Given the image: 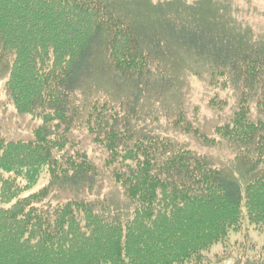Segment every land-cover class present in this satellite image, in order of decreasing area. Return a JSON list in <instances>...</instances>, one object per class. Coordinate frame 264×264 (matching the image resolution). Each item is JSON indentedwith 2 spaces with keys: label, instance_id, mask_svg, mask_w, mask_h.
Masks as SVG:
<instances>
[{
  "label": "trees",
  "instance_id": "obj_1",
  "mask_svg": "<svg viewBox=\"0 0 264 264\" xmlns=\"http://www.w3.org/2000/svg\"><path fill=\"white\" fill-rule=\"evenodd\" d=\"M121 1L0 0L5 95L39 121L29 139L0 136V264H201L231 233H264V42L226 1ZM182 53L207 66L209 87L236 93V108L212 136L182 110L168 122L231 148L232 168L138 126L143 90L169 85ZM97 75L124 98L75 102ZM78 130L101 150L100 167ZM104 172L126 218L100 194L78 196Z\"/></svg>",
  "mask_w": 264,
  "mask_h": 264
},
{
  "label": "rangeland",
  "instance_id": "obj_2",
  "mask_svg": "<svg viewBox=\"0 0 264 264\" xmlns=\"http://www.w3.org/2000/svg\"><path fill=\"white\" fill-rule=\"evenodd\" d=\"M119 1L121 0H111ZM154 3L165 0H150ZM187 3L196 0H184ZM226 1L231 6V12L237 20V24L248 26L252 33L264 42V0H220ZM169 60V59H168ZM171 82L164 88L147 87V91L142 97V105L139 111L146 114L138 124L145 132L164 134L177 140L193 149L199 154L209 156L218 166L232 168L230 163L234 154L227 146L209 147L202 145L198 140L189 134H183L179 130L171 127V121L182 110L186 118L191 121L194 127H198L205 134L212 136L216 126L225 123L231 117L236 108V93L231 89L215 90L206 83L207 66L200 60L182 53L175 60L170 59L168 64ZM5 67L0 66V136L6 140L29 139L32 130L39 124V121L28 115L18 114L13 105L7 100L5 95L6 76ZM111 95L116 100L124 98L126 93L119 92L106 77L95 76L90 84L84 86L78 94L77 99H85L98 94ZM218 96V100L223 101L221 109L210 108L209 101ZM253 118L258 117V112L254 104H251ZM156 117V120L152 118ZM168 117V118H167ZM264 119V114H262ZM75 138H80L84 149L93 161L100 167L101 150L93 145L85 136V133L78 130L74 134ZM43 180L41 181V183ZM104 196L109 202L110 208L119 218H126L129 215V203L124 201L120 190L115 186L106 172L95 181L90 188L84 192H79V197L94 198ZM72 196L71 192H61V198ZM247 226L246 232L240 230L231 233L224 243L213 246L206 259L201 264H264V233Z\"/></svg>",
  "mask_w": 264,
  "mask_h": 264
}]
</instances>
